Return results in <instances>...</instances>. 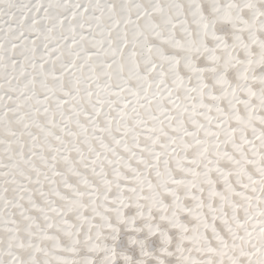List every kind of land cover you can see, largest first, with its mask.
Here are the masks:
<instances>
[{"label": "snow or ice", "instance_id": "1", "mask_svg": "<svg viewBox=\"0 0 264 264\" xmlns=\"http://www.w3.org/2000/svg\"><path fill=\"white\" fill-rule=\"evenodd\" d=\"M0 264H264V0H0Z\"/></svg>", "mask_w": 264, "mask_h": 264}]
</instances>
